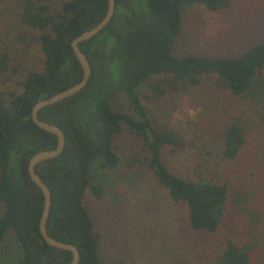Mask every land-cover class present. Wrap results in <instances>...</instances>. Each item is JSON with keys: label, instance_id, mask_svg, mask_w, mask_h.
<instances>
[{"label": "trees", "instance_id": "trees-1", "mask_svg": "<svg viewBox=\"0 0 264 264\" xmlns=\"http://www.w3.org/2000/svg\"><path fill=\"white\" fill-rule=\"evenodd\" d=\"M230 1L115 0L109 24L78 45L91 68L86 86L39 110L38 118L60 127L65 138L60 155L35 166L50 191L46 231L76 246L78 264H102L84 198L88 190L101 198L92 173L118 166L113 142L124 129L140 146L129 165L151 171L169 200L185 207L192 231L219 237L220 247L206 264H264V42L233 56L174 53L187 7L219 11ZM106 9L107 0H62L55 10L50 0H0V264L11 257L13 264L71 260L69 251L47 245L38 231L43 197L26 167L32 155L53 149L56 137L37 128L30 111L80 81L70 42ZM33 47L43 55L42 68L6 90L18 73L17 55ZM206 81L227 96L207 123L188 132L152 125L140 97L143 87L158 99ZM118 96L130 113L114 110ZM185 148L193 165L177 175L163 158ZM230 207L237 212L227 229Z\"/></svg>", "mask_w": 264, "mask_h": 264}, {"label": "rangeland", "instance_id": "rangeland-1", "mask_svg": "<svg viewBox=\"0 0 264 264\" xmlns=\"http://www.w3.org/2000/svg\"><path fill=\"white\" fill-rule=\"evenodd\" d=\"M61 1L50 0L51 10L57 9ZM260 42H264V0H231L219 11L187 7L174 53L233 56ZM17 56L18 73L7 81L6 90L18 88L27 72L43 66L44 58L38 48ZM148 95V86L143 87L140 97L152 125L182 132L207 123L227 98L209 81L186 93H168L158 99ZM112 107L118 112H131L122 96L113 100ZM139 147V140L124 129L113 142L120 159L118 166L110 171L95 167L92 173V183L100 185L102 195L95 199L88 190L84 205L93 220L101 263L206 264L220 247L219 237L192 231L185 207L169 200L151 171L129 165ZM163 160L177 175L193 165L190 148L172 155L166 153ZM236 212L229 208L226 228L233 227ZM13 261L11 257L7 264Z\"/></svg>", "mask_w": 264, "mask_h": 264}, {"label": "water", "instance_id": "water-1", "mask_svg": "<svg viewBox=\"0 0 264 264\" xmlns=\"http://www.w3.org/2000/svg\"><path fill=\"white\" fill-rule=\"evenodd\" d=\"M114 9L115 0H107V9L104 17L95 26H93L89 30L80 33L70 42L72 52L82 70V77L80 81L48 98L37 101L30 111V119L33 124L37 128L46 131L50 134H53L56 137L55 147L53 149L39 151L32 155L28 160L26 167L29 180L38 187L43 197L42 211L38 222V231L44 243L53 248L69 251L71 253V260L68 264H78L80 258L78 249L75 245L71 243L56 240L48 235L46 231V221L50 212L51 205L50 191L47 185L42 181L40 176L35 171V166L38 163L53 159L61 154L64 148L65 138L60 127L40 120L38 118V112L44 107L53 105L61 100H64L77 94L86 86L91 75V68L87 58L82 53L78 45L81 42L91 39L100 31H102L109 24L114 14Z\"/></svg>", "mask_w": 264, "mask_h": 264}]
</instances>
